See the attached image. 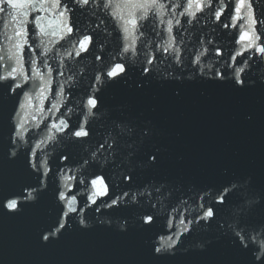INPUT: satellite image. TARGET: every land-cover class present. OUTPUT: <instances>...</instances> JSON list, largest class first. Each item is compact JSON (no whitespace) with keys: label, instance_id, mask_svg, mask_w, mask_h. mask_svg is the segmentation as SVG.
Segmentation results:
<instances>
[{"label":"water","instance_id":"obj_1","mask_svg":"<svg viewBox=\"0 0 264 264\" xmlns=\"http://www.w3.org/2000/svg\"><path fill=\"white\" fill-rule=\"evenodd\" d=\"M173 2L186 4V0ZM224 2L231 7L230 0ZM70 6L74 9L72 18L81 28L95 30L97 47L82 59L76 58V68L83 75L77 76L70 89L65 85L67 107L73 108L69 123H76L81 116L82 103L98 71L114 59L126 62L127 71L115 82L106 81L95 93L101 104L99 110L93 109L89 121L97 134L73 143L76 138L62 133L58 135L63 139L46 140L40 148L35 145L47 133L43 124L35 127L34 117L41 118L40 109L50 107L49 101L36 96L20 109L23 92L14 93L8 90V82H0V199L6 196L20 201L17 211L0 206V264H208L211 257L226 249L235 251L237 264H244L245 254L235 250L228 231L232 209L222 211L215 222H188L201 211L200 197H205V207L211 205L216 193L207 187L210 183L232 179L245 185V181L235 178H259L264 173V58L250 52L238 57L248 62L242 74L245 84L234 83L233 67L245 65L229 67L225 63L241 50V44L235 43L240 29L223 27L230 23L227 9L220 21L209 9L198 12L192 24L179 16L182 8L175 14L180 26L175 25V18L165 17L173 20L181 55L177 63L171 52L143 48V39L135 45L137 55L118 57L116 24L105 10L93 5L85 9ZM213 6L218 7L217 0H213ZM254 7L260 17L264 0H254ZM257 28L264 33V25ZM145 33L154 45L168 40L165 25L153 32L151 23L145 22ZM216 49L222 55H217ZM147 51L156 55L153 65H146ZM201 52L200 62L195 63V56ZM96 56L101 59L96 60ZM145 66L150 72L143 71ZM217 69H227L225 79L215 78ZM52 88L55 90V83ZM29 90L26 85L24 91ZM17 122L25 125L22 140L15 138ZM108 132L113 136L119 133L115 162L90 163L85 171L82 161ZM157 151L159 162L153 166L148 157ZM65 155L70 157L67 161L62 159ZM107 159L112 161L113 156ZM41 161L51 170L47 177ZM32 163L37 167L33 168ZM93 171L104 176L109 186V193L103 197L92 196ZM81 172L84 183H79ZM124 174L133 179L125 181ZM66 176L77 179L67 180ZM59 191L69 198L76 197L77 211L68 217L63 215L68 205L59 200ZM240 192L245 194L243 186ZM122 193L128 195L109 207L111 199ZM145 214L156 218L148 230L140 222ZM58 220L65 228L44 241L42 234L54 231ZM179 233H183L180 243L171 250L175 255L153 254L160 237L175 238Z\"/></svg>","mask_w":264,"mask_h":264},{"label":"snow or ice","instance_id":"obj_2","mask_svg":"<svg viewBox=\"0 0 264 264\" xmlns=\"http://www.w3.org/2000/svg\"><path fill=\"white\" fill-rule=\"evenodd\" d=\"M76 5L80 9H85L89 5L97 9H104L116 24L117 43L119 51L118 57H125L126 54L132 53L137 55L136 43L143 39L141 46L146 49L153 47L161 52H171L177 63L181 62L180 49L177 47V37L174 35V25L172 19H165L166 16L175 18V25L180 26L181 21L175 16L178 9L179 16L185 17V22L192 24L193 20L198 19L197 13H203L209 9L217 21L221 20L227 9L230 13V23L223 24V27L239 28L238 39L235 43L241 44V50L236 51L235 55L230 56L229 61L225 63L229 67L234 64H244L245 67H233L234 83L244 85L245 80L242 74L246 73L247 61L238 60L245 53H258L264 58V33L258 31V25H264V12L260 17L256 16L254 0H230L231 7L224 0H217L218 7L213 6V0H186L185 3L173 2V0H0V82H8V90L23 92L22 102L19 104L20 109H24L36 97L42 100H48L50 107L41 108V118L34 117L37 120L35 125L39 128L44 125L47 135L40 140L36 148H40L45 141H58L63 139L58 134L67 133V136L76 138L73 143H78L84 138H91L97 134L93 128V122L89 117L93 116V109L99 110L101 101L95 94L99 92L106 81L115 82L118 77L126 73V62H116L115 59L111 65H108L98 71L93 77V83L89 88L86 101L82 103L81 116L77 118L74 124L69 123L73 108L67 107L65 85L70 89L77 82V76H82V71L78 70L75 65L77 57L81 59L85 54H89L91 49L97 47L94 36V29L81 28L77 21L72 18L74 9L70 6ZM95 14V13H93ZM243 21V23H237ZM145 22L152 25V31L156 32L159 25H165L168 33V40L154 45L145 33ZM55 24V27L53 26ZM99 28V25H95ZM199 39V38H198ZM63 42V43H61ZM182 43V41H180ZM59 46V47H57ZM63 49V51H61ZM206 51V50H205ZM217 55H222L220 49H216ZM203 52L195 56L194 62L199 63ZM146 65H153L156 62V55L152 51L145 52ZM100 60V56L95 57ZM55 62V67L53 63ZM66 61L70 63H66ZM65 69L68 75L65 76ZM145 73L150 72V68H143ZM227 69L215 71V78L225 79ZM63 79H57V78ZM55 83L56 88L53 90L52 85ZM30 86L31 90L24 91L25 86ZM94 90V91H93ZM59 97L60 99H57ZM61 107L64 111L61 112ZM47 112L48 116H44ZM59 113V116L55 114ZM17 115H20L18 112ZM51 120V123H44L45 120ZM25 125L17 122L15 131L16 139H24ZM147 135V134H145ZM111 132L101 136L95 148L90 151L89 158L82 161L81 167L86 171V167L91 164H108L115 162V148L118 144L117 137ZM16 155L15 152L12 153ZM33 157L36 153L31 154ZM108 155L113 156V160L107 159ZM70 157L65 155L62 159L67 161ZM149 161L153 164L159 162V152L150 154ZM44 167L43 175L47 177L51 171L45 161H41ZM36 168V163H32ZM67 171H72L68 169ZM93 197H103L109 193V186L102 175L95 171L91 174ZM125 181H131V175L124 174L122 177ZM67 180H76V176H66ZM246 182L245 185L233 183L232 179H225L210 183L207 187L216 193L212 198L210 206L205 207L200 197V213L197 218L189 221L188 224L199 223V221L215 222L219 214L225 209H232L231 222L228 223V231L232 234V240L235 243V250L245 254L244 264H264V173L257 178L254 175H245L235 178ZM39 183H43L39 181ZM79 183H84L83 172ZM230 185V187L225 186ZM245 188V194L240 192V187ZM67 187V185H65ZM35 191V189H34ZM21 195H23L21 193ZM30 195V194H29ZM128 193H122L121 196L111 199V204L117 205L122 197ZM211 195V193H209ZM257 197L259 198L257 200ZM35 199V197H33ZM7 201L4 203V201ZM59 200L68 205V210L63 212L65 217L70 213L76 212L77 208L75 196H66L64 191H59ZM96 201L93 199V203ZM0 206L11 211H17L20 201L3 197L0 199ZM153 207H155L153 205ZM153 214H145L140 218L141 227L144 230L151 229L155 224ZM58 227L53 231L49 229V234H42L44 241H49L50 237H55L65 228L64 223L57 221ZM81 224L85 221L80 220ZM184 224V220H181ZM188 231V227H185ZM179 233L173 236L160 237V244L153 248V254L158 256L175 255L171 251L180 243ZM208 264H237L235 251L226 249L222 253L211 257Z\"/></svg>","mask_w":264,"mask_h":264}]
</instances>
